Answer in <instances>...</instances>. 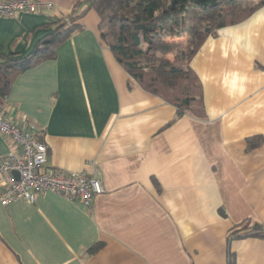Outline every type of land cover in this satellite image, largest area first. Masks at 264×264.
Instances as JSON below:
<instances>
[{
	"label": "crops",
	"instance_id": "obj_1",
	"mask_svg": "<svg viewBox=\"0 0 264 264\" xmlns=\"http://www.w3.org/2000/svg\"><path fill=\"white\" fill-rule=\"evenodd\" d=\"M39 1L53 7L0 18L1 57L41 48L77 0ZM84 2L55 57L15 77L4 115L39 133L47 168L104 192L89 206L53 192L0 204V264H226L228 251L264 264V239L228 243L264 229V6L205 39L190 62L203 115L177 116L129 80ZM16 151L0 134V158Z\"/></svg>",
	"mask_w": 264,
	"mask_h": 264
},
{
	"label": "trees",
	"instance_id": "obj_2",
	"mask_svg": "<svg viewBox=\"0 0 264 264\" xmlns=\"http://www.w3.org/2000/svg\"><path fill=\"white\" fill-rule=\"evenodd\" d=\"M250 1L257 3L248 6ZM84 3L98 15L100 38L129 80L174 106L177 116L186 111L203 115L202 90L190 62L205 39L223 27L238 24L264 6V0H85ZM80 4L77 0L71 14L56 21V30L41 48L25 57L0 56V104L18 74L55 57L53 48L78 28L72 16ZM170 37H185L186 43L167 42ZM259 142L250 139L248 147L253 148ZM247 227L233 228L228 233V243L241 238L264 239V229L258 224L251 225L248 233L239 234ZM226 264H235L229 251Z\"/></svg>",
	"mask_w": 264,
	"mask_h": 264
},
{
	"label": "built area",
	"instance_id": "obj_3",
	"mask_svg": "<svg viewBox=\"0 0 264 264\" xmlns=\"http://www.w3.org/2000/svg\"><path fill=\"white\" fill-rule=\"evenodd\" d=\"M53 7L39 0H0V18H15L20 13L38 15ZM0 104V134L9 137L16 152L0 158V204L6 206L17 199L34 203L37 194L53 192L69 201L89 206L104 192L100 178L87 177L81 172H65L46 167L47 148L38 139L39 133L21 129L4 115ZM17 173L18 178H14Z\"/></svg>",
	"mask_w": 264,
	"mask_h": 264
},
{
	"label": "rangeland",
	"instance_id": "obj_4",
	"mask_svg": "<svg viewBox=\"0 0 264 264\" xmlns=\"http://www.w3.org/2000/svg\"><path fill=\"white\" fill-rule=\"evenodd\" d=\"M257 3V1H254V2H251L248 4V6H253ZM167 42H176V43H180L181 45H185L186 43V38L183 37V38H176V37H170L168 39H166ZM168 59L172 60V57L169 56Z\"/></svg>",
	"mask_w": 264,
	"mask_h": 264
},
{
	"label": "water",
	"instance_id": "obj_5",
	"mask_svg": "<svg viewBox=\"0 0 264 264\" xmlns=\"http://www.w3.org/2000/svg\"><path fill=\"white\" fill-rule=\"evenodd\" d=\"M13 175H14V178H18V175H17V173H13Z\"/></svg>",
	"mask_w": 264,
	"mask_h": 264
}]
</instances>
